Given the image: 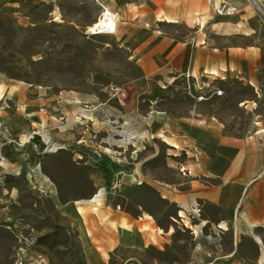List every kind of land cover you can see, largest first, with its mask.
<instances>
[{"label":"rangeland","instance_id":"rangeland-1","mask_svg":"<svg viewBox=\"0 0 264 264\" xmlns=\"http://www.w3.org/2000/svg\"><path fill=\"white\" fill-rule=\"evenodd\" d=\"M248 1L264 38V0ZM103 3L0 0V153L5 158L3 165L0 161V264H87L80 223L62 206L99 204L102 197L90 177L109 167L98 168L90 160L130 150L129 139L108 148L102 141L106 132L95 130H190L188 122L196 115L237 136L261 130L264 102L244 82L217 79L201 82L202 87L187 75L164 81L158 74L147 82L138 58L119 42L117 24L114 35H87L93 25L101 32L112 25L100 17L102 7L111 11ZM258 79L264 85V70ZM150 149L163 160L168 152L158 141ZM184 156L181 152L180 159ZM163 160L147 170L170 181L172 172ZM111 182L106 179L103 186L110 197L126 195L160 227L170 225L172 233L161 248L137 254L119 249L96 264H191L194 238L171 220L175 207L148 187L126 190L124 185L110 194ZM255 236L264 246V232L251 236L254 241ZM225 246L232 249L231 242ZM235 249L233 258L218 264H241L245 254L238 245Z\"/></svg>","mask_w":264,"mask_h":264},{"label":"crops","instance_id":"crops-1","mask_svg":"<svg viewBox=\"0 0 264 264\" xmlns=\"http://www.w3.org/2000/svg\"><path fill=\"white\" fill-rule=\"evenodd\" d=\"M229 3L238 9L232 18H216L207 0H104L103 4L116 14L118 40L138 58L147 82L157 74L164 81L187 75L202 87L204 81L237 80L254 89L259 102H264V85L258 79L264 70L260 23L248 0ZM259 125L261 130H244L237 136L212 118L196 115L188 122L190 130H95L106 132L102 141L108 148L130 140V150L118 151L119 156L98 154L90 160L98 168L109 167L90 177L96 194L101 191L99 204L77 201L62 206L67 216L80 223L79 239L87 264L104 263L119 249L137 254L161 248L172 233L170 225L160 227L126 195L118 198L106 193L105 180L119 171L137 179V184L125 179L124 189L153 190L161 201L175 207L176 218L171 220L178 229L195 232L191 264H218L233 258L237 245L245 254L241 264L253 263L255 258L257 264H264L261 240L251 239L264 232V120ZM155 141L168 150L164 160L150 149ZM181 152L185 154L182 160ZM162 160L172 172L170 181L147 170L149 164ZM0 161L3 165L2 153ZM195 206L200 209L199 219L190 220ZM230 242L231 250L225 246Z\"/></svg>","mask_w":264,"mask_h":264},{"label":"built area","instance_id":"built-area-1","mask_svg":"<svg viewBox=\"0 0 264 264\" xmlns=\"http://www.w3.org/2000/svg\"><path fill=\"white\" fill-rule=\"evenodd\" d=\"M207 5L211 9L213 15L217 18H232L238 14L237 8L224 0H217V1L207 0ZM101 14H103V11L101 12ZM109 24L102 30L101 33H99V30L90 31L89 29H87L85 33L90 36L114 35L116 32V26H114V24L112 25H109ZM111 92L116 93L118 92V89L112 88ZM217 94H219V92ZM197 99L201 100L202 98H197ZM125 179L130 180V182L133 184H137V179L134 175L129 174V173L128 174L118 173L114 175L112 178V182L110 183V186H109L110 192L114 194L117 192H120L121 189L125 185ZM199 214H200V209L198 206H195V208L192 209L191 214H189L188 218L190 220L199 219ZM218 229H220L219 226H218ZM189 232H190V235H195L194 231L189 230Z\"/></svg>","mask_w":264,"mask_h":264},{"label":"bare ground","instance_id":"bare-ground-1","mask_svg":"<svg viewBox=\"0 0 264 264\" xmlns=\"http://www.w3.org/2000/svg\"><path fill=\"white\" fill-rule=\"evenodd\" d=\"M102 11H103V14L100 13V17H101V19H102V20H106V21H111L112 24H114V26H116V24H117V19H116V17H115L116 15L113 14L111 11H109L106 7H103ZM88 29H89L90 31L97 30V28H96L95 25H93L92 27H90V28H88ZM100 32H101V31L99 30V33H100ZM99 194H101V191L99 192ZM256 241H258V242L260 243V241H259L258 238H256Z\"/></svg>","mask_w":264,"mask_h":264}]
</instances>
